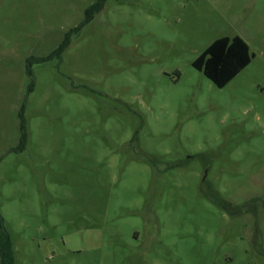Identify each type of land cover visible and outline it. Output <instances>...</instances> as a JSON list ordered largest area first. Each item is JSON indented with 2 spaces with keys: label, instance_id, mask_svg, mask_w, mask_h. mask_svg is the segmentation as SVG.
<instances>
[{
  "label": "rangeland",
  "instance_id": "374dc122",
  "mask_svg": "<svg viewBox=\"0 0 264 264\" xmlns=\"http://www.w3.org/2000/svg\"><path fill=\"white\" fill-rule=\"evenodd\" d=\"M96 1L0 0V264H264V0Z\"/></svg>",
  "mask_w": 264,
  "mask_h": 264
},
{
  "label": "trees",
  "instance_id": "16d2710c",
  "mask_svg": "<svg viewBox=\"0 0 264 264\" xmlns=\"http://www.w3.org/2000/svg\"><path fill=\"white\" fill-rule=\"evenodd\" d=\"M106 0H97L86 10V17L76 29L80 33L82 28L90 23L94 16L104 8ZM73 31L66 34L64 41L43 62L50 59H62V55L69 47ZM255 54L251 53L250 47L245 40L239 36L222 37L212 42L192 63L193 67L202 72L215 86L224 88L233 81L246 67H248ZM25 106L20 111L21 147L24 149L27 143V120L25 118ZM217 204H223L218 198L213 199ZM2 264H15L14 253L10 238L2 235Z\"/></svg>",
  "mask_w": 264,
  "mask_h": 264
}]
</instances>
